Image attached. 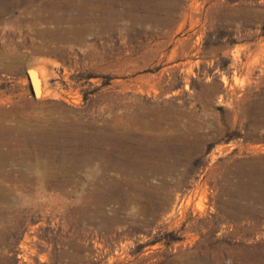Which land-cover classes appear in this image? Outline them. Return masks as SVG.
Segmentation results:
<instances>
[{
    "label": "rangeland",
    "instance_id": "374dc122",
    "mask_svg": "<svg viewBox=\"0 0 264 264\" xmlns=\"http://www.w3.org/2000/svg\"><path fill=\"white\" fill-rule=\"evenodd\" d=\"M46 2L0 0V264H264V0H109L117 24L78 41L41 32ZM49 117L88 151L40 152ZM107 126L166 151L95 158Z\"/></svg>",
    "mask_w": 264,
    "mask_h": 264
},
{
    "label": "bare ground",
    "instance_id": "6f19581e",
    "mask_svg": "<svg viewBox=\"0 0 264 264\" xmlns=\"http://www.w3.org/2000/svg\"><path fill=\"white\" fill-rule=\"evenodd\" d=\"M108 1L109 0H48V2L45 3V4H48L47 9L45 10V14L43 15L42 13L41 14L39 13V14H37V16L36 15H34V16H36L35 17L36 20L40 24L43 25L41 27V29L39 28L41 30V32L46 33V34H48L50 32L52 33L51 34L52 37H50L51 39L55 38L56 40L59 39L61 41H65V40L68 41L69 39L77 40V41L83 40L85 38V35L87 36V34H91L93 32H96L95 30H97V29L103 31V30H105L107 28L109 29L110 27H113L117 24L118 17L121 14L117 13L118 11L116 10V8L114 9L113 14H108L107 13V6H106V2H108ZM38 8H40V6ZM38 12H40V10ZM32 14H34V11ZM34 22H32V23L34 24ZM37 30H38V28H37ZM43 33H41V34H43ZM53 33L55 34L54 36H53ZM93 34H95V33H93ZM99 35H101V34H99ZM43 38H45V37H43ZM46 38H47V36H46ZM45 41H48V39H46ZM53 51H54V49H53ZM7 64H5V65H7ZM3 67H5V66H3ZM25 72H26V76H27V79L29 82V86H30L31 91H32V95L35 99H38V98L44 99V98L50 97L54 94V91H53V89H51V86H49L45 83L44 77L46 74H44L42 69L41 70H40V68L35 69L31 66H28L26 68ZM5 101H10V100H9V98H7ZM17 107H18V104H17ZM67 119H69V118H67ZM51 120H53V118H51V117L42 120L43 123L42 122L41 123L43 126L41 125V127L45 129V132L43 133L42 128L40 127L39 128L40 131L38 132L37 137L40 139V138H42V136H44L43 134H45V133L49 134L48 136H51V134L55 133V132H57L58 134H61L62 136L60 135L61 137H59L56 142L51 141V142H48L47 144L46 143L41 144L42 142H40V141L38 142V139H37L36 144L39 145L38 150L40 152L45 153V154H49V155H58V154L62 155V154H64V151H66L65 154L70 153V154L74 155V154H82V153L88 151V150H85L84 147L79 145L80 143H82L87 138L86 136L88 134L87 135L83 134V131H84L83 128L76 127L75 126L76 122H74L72 120L71 121L65 120V118H62L59 120L54 119V121H51ZM17 121H19V120H17ZM49 121H51V122H49ZM112 123H113V121H112ZM49 125H51V126H49ZM119 130L120 129H116V128L113 129L111 127L108 128V126H107L103 132L101 131L100 133H98V135L96 137H94L91 140L94 147L92 149H89V150H91V152L94 153L95 158H96V156L100 157V153H102L104 151L105 155L108 154L107 158L109 157V159L116 161L120 165L122 163L128 164V165H130V167H133L134 170H136V172H137V171H140L141 169H144L148 165H151V164L153 165V164L157 163V161H159V159H161L163 157V153L166 151V148H162V146L160 145V141H158L157 138H153V139L152 138H141L135 142L125 144L124 138L121 134V131H119ZM89 135H92V134H89ZM58 144H61L63 146V149L58 148L59 146L58 147L56 146ZM53 158H54V156H53ZM54 160H55V158H54ZM91 163H92V161H91ZM175 163L177 164L176 161H175ZM176 164H174V165H176ZM179 164H180V162H179ZM50 165L51 164L47 163V162H36L35 163V167L37 166L38 168L39 167L45 168V167H49ZM58 166H63V165L58 164ZM39 169H42V168H39ZM122 173H123V171H122ZM119 183H121V182H119ZM195 191H193V192L195 193ZM188 200H189V198L186 197L183 204H181L182 208L180 211V213H181L180 216H183L182 212L185 208V205L188 204ZM169 201H170V199H169ZM168 206H170V205H168ZM185 210L187 211V208ZM173 220H175V219H173Z\"/></svg>",
    "mask_w": 264,
    "mask_h": 264
},
{
    "label": "water",
    "instance_id": "95a60500",
    "mask_svg": "<svg viewBox=\"0 0 264 264\" xmlns=\"http://www.w3.org/2000/svg\"><path fill=\"white\" fill-rule=\"evenodd\" d=\"M31 89V88H30ZM31 93H32V91H31Z\"/></svg>",
    "mask_w": 264,
    "mask_h": 264
}]
</instances>
